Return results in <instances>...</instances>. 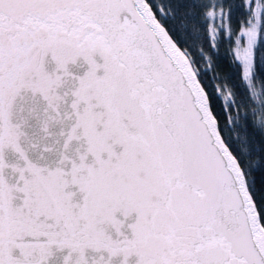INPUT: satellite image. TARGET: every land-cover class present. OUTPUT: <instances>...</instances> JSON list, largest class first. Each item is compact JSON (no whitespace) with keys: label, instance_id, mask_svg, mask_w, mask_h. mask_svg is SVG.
<instances>
[{"label":"snow or ice","instance_id":"6c2138e0","mask_svg":"<svg viewBox=\"0 0 264 264\" xmlns=\"http://www.w3.org/2000/svg\"><path fill=\"white\" fill-rule=\"evenodd\" d=\"M257 172L264 0H0V264H264Z\"/></svg>","mask_w":264,"mask_h":264},{"label":"trees","instance_id":"16d2710c","mask_svg":"<svg viewBox=\"0 0 264 264\" xmlns=\"http://www.w3.org/2000/svg\"><path fill=\"white\" fill-rule=\"evenodd\" d=\"M237 2H239V0H237ZM219 68H220L221 77L231 75L230 82L231 83L238 82V74L228 64L226 57L223 55V49H221V55L219 57ZM214 106H215V102H214ZM257 138L259 139V137ZM255 178H256L257 188H260L262 186V183H264V173H260V172L255 173Z\"/></svg>","mask_w":264,"mask_h":264},{"label":"water","instance_id":"95a60500","mask_svg":"<svg viewBox=\"0 0 264 264\" xmlns=\"http://www.w3.org/2000/svg\"><path fill=\"white\" fill-rule=\"evenodd\" d=\"M99 62V61H98Z\"/></svg>","mask_w":264,"mask_h":264}]
</instances>
